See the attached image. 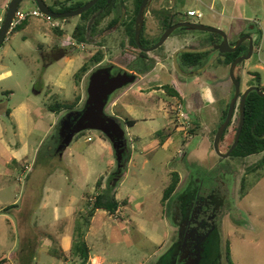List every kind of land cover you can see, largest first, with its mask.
<instances>
[{
    "label": "rangeland",
    "instance_id": "1",
    "mask_svg": "<svg viewBox=\"0 0 264 264\" xmlns=\"http://www.w3.org/2000/svg\"><path fill=\"white\" fill-rule=\"evenodd\" d=\"M9 1L0 0V26L7 8L4 4ZM124 1L116 9L118 16L124 14L123 18L126 10H133V0ZM165 1L162 5L152 0L147 5L143 39L162 29L160 14L168 6H176L180 17L191 20L195 18L186 15L187 10L201 11L199 22L225 31L229 43L239 39L240 32L252 30L249 24L253 21V37L258 38L259 51L237 66L235 74L239 77L240 92L250 83L264 87V0ZM45 2L50 5L51 0ZM206 3L211 4L210 8ZM36 7L32 0H21L18 11L29 12ZM110 18H105L95 31L90 30V20L85 41L79 43L72 38L78 16L47 21L28 15L22 27L9 31L0 46V259L5 258L0 264L78 263L73 257L66 263L64 255L57 254L58 232L75 237L76 221L77 238L84 237L90 257H100L98 264H151L170 243L175 229L167 201H161L172 171L180 176L173 199L181 193L188 175L196 176L200 171L203 179L218 176L229 187L238 163L242 164L235 176L236 183L244 169L262 156L258 153L245 158L223 157L215 152L210 138L219 123L213 108L216 105L198 106V87L191 79L176 88L182 97V110L189 116L182 124L178 123L181 117L176 121L174 111H170L169 118L164 114L162 102L176 107V99L169 100L158 92L137 97L139 92L130 83L111 94L105 112L122 122L129 154L124 172L117 179L116 151L111 140L99 130L80 132L62 152L56 149V129L61 118L70 112L67 109L83 106L89 76L97 67V63H90L77 83L74 74L82 63L88 62L103 45L102 66L113 65L114 73L132 64V56L124 52L129 50L124 26L115 23L108 28ZM57 28L64 33L56 34ZM210 36L207 31L177 28L161 46L145 52L152 58L149 80L168 83L169 75L156 73V63L167 64L173 75L181 73L176 65L180 51L187 50L193 40L203 42L201 49H208L210 45L204 40ZM66 47L68 54L58 58ZM229 66L227 57L212 47L196 69L199 75L203 73L201 78L213 81L215 93L223 97L224 104L230 101L234 88ZM77 95L81 101L76 104ZM126 101L132 104V112L125 110ZM56 102L61 109L50 110L48 106ZM237 115L238 104L233 122ZM123 118L136 122L129 126ZM191 129L196 134L191 136ZM258 172L246 176V193H238L236 188L232 192L240 212L238 223L227 220L223 227V264H228L225 241L233 264H264V169ZM108 187L115 191L120 205L114 213L97 209L90 218L86 213L95 195ZM66 206L72 207L74 213H65Z\"/></svg>",
    "mask_w": 264,
    "mask_h": 264
},
{
    "label": "flooded vegetation",
    "instance_id": "2",
    "mask_svg": "<svg viewBox=\"0 0 264 264\" xmlns=\"http://www.w3.org/2000/svg\"><path fill=\"white\" fill-rule=\"evenodd\" d=\"M82 1L83 2L85 1L84 3H86L89 0H82ZM110 1H107V2H110ZM150 1L152 0H149V2ZM156 1H158L159 3H162V5H164V3L166 2L165 0H156ZM168 1L171 2V0H168ZM119 2L123 3L125 1L116 0L115 8L113 12L111 13V15L107 16V17L111 16L110 20L108 21V28L112 27L115 23H120V24L122 23L124 26V32L126 34V24L129 21L130 14L133 12V10L130 12H127L126 10L125 18H123L124 14H121L120 16H118L116 14V9H117V4ZM167 8L168 10H166V12H162L160 14V25L162 26L163 31L164 29H166L164 27L165 19H171V21L173 22L172 24L180 22V21H184V20L197 21V20H191L187 18L186 16L180 17V14L176 11V6H174V8L168 6ZM133 9H134V0H133ZM113 13L115 17L112 16ZM144 14H145V10H144ZM95 15H93L92 17H94ZM113 19H116V22L110 23ZM91 20L93 21V18ZM197 22H199V20ZM143 27H144V18H143V25H142L140 36H139L140 44H136V46L133 44L131 45L128 40L129 50L125 49L124 51L128 53L130 56H132V64L130 65L129 68H122V69L118 68V71L113 73V69L115 68L113 67V65L102 66L101 65L102 61H100L97 63V67L92 70L91 74L97 70H100L101 79L104 81L103 84L107 83V74L109 77L126 74L127 76H132L133 79L130 82H126L125 84H123L122 87L129 83L133 85V87L135 86L134 88H136L139 92L137 97L149 96L155 92H158L160 93V95L162 94L165 95L169 100L170 98L176 99L177 101L176 107H174L173 105L170 106L171 104L170 102H164V101L162 102L164 106L163 109H165L164 114L166 118H169L171 116L170 111L171 110L174 111V116H175L176 121L181 117L178 123L182 124L184 119L189 118V116L187 115V113H185V111L182 110V104H181L182 97L176 88H179V85L182 84L183 81L185 82L186 80V76L184 75V72L182 73V70L186 67H194V66H185L179 60V63L176 65H179L181 73L173 75V73L170 72L169 66L167 64L159 62L163 66L162 68H159V71H157L156 73L163 72L164 74L169 75L170 80L168 81V83H160L161 82L160 80L150 81L149 80V75H150L149 70H151L152 68V61H151L152 58H150V56L145 53L146 52L145 48L151 47L155 42H157L159 38L154 41L152 40L153 36L150 37L149 39H143V37L141 36ZM249 27L252 30L255 29L254 24H251V25L249 24ZM252 30L250 31L248 30L243 34H249L252 36L253 45H254L253 52H255V48L257 45L256 44L257 38L253 37ZM134 31H135V22H134ZM134 36H135V33H134ZM258 36H259V33H257V37ZM141 39L143 40L142 41L143 44H141ZM235 41L230 42V44L234 43ZM204 42H207L209 45L212 44L213 45L212 47L215 48L221 42V37L213 41L210 40V42L208 40H205ZM242 43H245L248 48L247 40L243 41ZM205 50L206 49H200V50L189 49V50H182L180 51V53L183 51H205ZM180 53H179V56H180ZM179 56H178V59H179ZM198 66L199 65H196L195 68L197 69ZM172 78L175 79L176 86L175 84H173V82H171ZM89 81H90V76L88 79L87 87L89 86ZM248 86H251V85H248ZM133 87H129L127 89L130 90L131 88L133 89ZM169 87H172L176 90L175 95H170L168 93ZM261 89L264 90L263 87H261ZM145 90H148V91L145 92ZM233 91H234V88H233ZM242 93L243 92H240L238 101L236 102V105H235V109H236L237 104H238V115L236 116V120H235L236 128H237V123L239 120V101L241 99ZM86 94H87V89H86ZM126 94L127 93H125V91L122 93L123 96H125ZM134 95L135 93L132 94V97ZM133 101H138V99H134ZM228 104H229V101L227 104H224L222 106L220 110V114H218L219 123H218L217 128L219 127V125L221 124V122L223 121L225 117V116H222V114H223V110L225 107H227L228 109ZM166 107L168 108L167 110H166ZM235 109H234L233 115L235 113ZM233 115L231 117L229 124L224 130L222 136L220 137V140L218 143V148L221 153H226L234 141V135H235L236 129L234 132H232V128L235 122V121L233 122L232 120ZM122 120H124V118ZM117 121L122 123L118 119V117H117ZM68 125H69V122L68 120H65V119L62 120L59 124L58 130H57L58 138H56V143H57L56 149L58 150H61V146H62V137L59 136L60 131L64 130ZM217 128L212 133V138H210V143H212V146H213V139H214ZM194 134L196 133H191V136ZM124 140H125V144H123L119 150L121 154L123 153V156H126L128 150H127L126 139L124 138ZM233 150L228 154V156H234V157H240V158L247 157V156L242 157L239 155H234L232 154ZM228 156H223V157H228ZM259 159L257 161H259ZM257 161H255L254 163H252L251 165L247 166L244 169V174H242L238 183H236L235 176L239 169V165L242 164L241 162L238 163V166H236L234 170L233 182L229 187L226 186L224 181L220 179L218 176L208 177V178L203 179L199 175V174H202L200 173V171H199V174H197L196 176L188 175L189 177L187 176L186 180H184V183H186V185L182 189L181 193L174 196V198L172 199V196L175 192L174 191L171 197L166 202L170 221L175 226L172 240L166 246L163 257L160 258L159 260L156 258L151 264H223L222 262L223 255H224L223 254V244L224 243H222L223 242L222 234H223V229H224L223 227L225 226V223L227 220H229L233 224L238 223V220H239V212H240L239 204H238V201L235 200V197L232 196V192L233 190H235V188L237 189L238 193L241 192L242 183L246 184V180H247L246 176L250 173H253L249 171L248 168L250 166H254L257 163ZM226 243L227 241H225V244Z\"/></svg>",
    "mask_w": 264,
    "mask_h": 264
},
{
    "label": "water",
    "instance_id": "3",
    "mask_svg": "<svg viewBox=\"0 0 264 264\" xmlns=\"http://www.w3.org/2000/svg\"><path fill=\"white\" fill-rule=\"evenodd\" d=\"M21 0H10L7 4L6 12L3 18V22L0 26V46L3 43L7 33L10 31L11 22L15 16V13L18 10V4ZM37 8L44 14L50 15L52 18L64 19L70 18L74 16H79L90 7H92L98 0H89L79 8L73 10H67L63 12H57L52 10L45 0H34ZM110 1V0H107ZM149 0H142L139 6L136 18H135V41L137 44H140L139 36L140 31L143 25L144 18V10L148 5ZM196 20V19H195ZM189 28L197 31H207L211 33H216L221 36V42L216 46V49L221 53L233 52L235 51L243 41H248V50L246 53L240 54L237 56L229 66V77L233 83L234 91L230 98L228 109L226 115L216 130L214 139H213V147L215 151L221 156H228V154L236 147L239 136L242 130L244 115H245V101L246 97L250 91H255L258 95L264 97V90L259 88L256 85L248 86L241 95V99L239 101V120L237 123L236 132L234 135V141L228 151L226 153H221L218 148V143L220 137L222 136L224 130L229 124L231 117L233 115L236 102L238 101L240 94V81L236 78L235 68L241 62L245 60H249V58L253 54L254 45L253 38L249 34H242L239 39H237L233 44H230L227 38V34L225 31L218 27L210 26L203 24L197 21H180L174 23L164 29L161 36L157 40V43L149 48H145L146 51H151L159 46H161L164 41L177 29V28ZM143 49V48H142ZM106 77V76H105ZM100 70L93 72L90 75L89 86L87 87V98L85 100L84 106L81 109L73 110L66 113L62 120H68L69 125L60 131V135L62 137V146L60 152H62L72 141L74 136L85 130H99L102 132L107 138H109L113 144V147L116 151L117 157V165L118 167L122 165L123 167L126 164V156H123V153H120V148L123 144H125V132L121 126V123L117 121V117L112 115H107L105 113V106L107 105L110 95L118 88L122 87L126 82H130L133 77L125 75H117L113 77H109L107 74V83L103 84L104 81L101 79ZM61 120V121H62ZM60 121V122H61ZM60 124V123H59ZM122 162V163H121ZM122 167V173L124 169ZM164 255V251L157 257L159 260Z\"/></svg>",
    "mask_w": 264,
    "mask_h": 264
},
{
    "label": "trees",
    "instance_id": "4",
    "mask_svg": "<svg viewBox=\"0 0 264 264\" xmlns=\"http://www.w3.org/2000/svg\"><path fill=\"white\" fill-rule=\"evenodd\" d=\"M32 1L34 2V4H36L34 0ZM141 1L142 0H134V9H133V12L130 14L129 21L126 24V34L129 38V42L131 45L133 44L135 46L137 42L135 41V38H134V22H135V17L138 12ZM84 2L82 0H51V3L49 6L50 8H52L53 10L57 12H63V11L79 8L81 5L84 4ZM115 2L116 0H111L110 2H107L106 0H99L96 4H94L88 10L80 14L78 16L79 22L75 25V27L72 30V38L79 43L85 41V35L87 32L88 23L90 22V20L93 18V21L90 24V29L95 31L96 28L102 23V21L107 16L111 15V13L113 12L115 8ZM93 15L95 16L92 17ZM68 19L69 18H64V19L62 18V20H68ZM25 22H26V19L20 22L19 24H16L15 26L11 28L10 32H14L17 29H19L20 27H22V25ZM115 22H116V19H113L110 23H115ZM172 23L173 22L171 21V19H165L164 27L167 28ZM55 31H56L55 33L58 35H62L64 33L60 28H57ZM210 37H211V40L213 41V40H216L217 38L219 39L221 36L216 33H211ZM142 41L143 40L141 39V44H143ZM256 44H258V38H257ZM247 49L248 48L246 44L242 43L235 51L226 52L222 54L227 57V61L230 64L232 60H234L240 54L245 53ZM67 54H68V47L62 48V52H60V55L58 56V58L63 55H67ZM207 55H208V50L183 51L180 53L179 60L185 66H196V65H199L200 62ZM103 56H104L103 50L101 48L97 49L90 56L88 62L82 63V65L75 72L74 74L75 81L79 83L84 72H86L89 69V66H90L89 64L98 63L102 61ZM242 63L243 61H241L237 66L241 65ZM236 78L239 80L238 76H236ZM251 84L253 83H250L249 85ZM168 93L170 95H175L176 90L172 87H169ZM80 101H81V96L77 95L75 97V103L77 104ZM48 108L52 111H56V110L61 109V104L56 102L54 104H50ZM72 108L71 109L69 108L67 110L68 111L78 110V109H72ZM226 111H227V107L224 108L222 116H225ZM123 121L127 123L129 126H132L136 122V120L131 119V118H126ZM58 127H59V124L56 130H58ZM235 129H236V123L233 125L232 132H234ZM193 130L194 129H191L190 133H192ZM56 138H58V136H56ZM258 153H262V156L259 159V161H257V163L254 166H250L248 168L249 171L253 173H257V174L259 173L258 171L260 169H264V97L258 95L255 91H251L248 94L246 101H245L244 122H243L242 130L239 136L238 144L236 145L232 154L243 157V156H249V155L258 154ZM128 160H129V154L127 151L126 161ZM122 167H123L122 165L117 167V170L114 173L115 179H117L121 174H123ZM123 169H125V166L123 167ZM170 176H171L170 181L163 190V194L161 197L162 202H166L171 197V195L177 188V185L180 181V176L177 171H172ZM97 185L100 186L99 181L97 182ZM245 186H246L245 183H242L241 194L246 193ZM119 205L120 203L115 196V191H112L111 187L110 188L108 187V189L104 190L103 192H99L95 195L94 200L91 202V206L89 207L86 214L91 218L94 214V211L97 209H103V210L108 211L109 213H114ZM78 223H79L78 221L75 222V226H74L75 233H73L75 237H73V240L71 243L70 254L75 257H78L81 260V262L85 264L89 258L91 250L87 246V243L84 237L81 236V239H78L76 236ZM229 257H230V249H229V244L227 242L225 246V258L228 264H233L232 262H230ZM0 261H5V258L0 259Z\"/></svg>",
    "mask_w": 264,
    "mask_h": 264
},
{
    "label": "crops",
    "instance_id": "5",
    "mask_svg": "<svg viewBox=\"0 0 264 264\" xmlns=\"http://www.w3.org/2000/svg\"><path fill=\"white\" fill-rule=\"evenodd\" d=\"M213 1V0H212ZM212 1H209L212 3ZM207 6H209L210 8V5L211 4H205ZM4 6L7 7L6 3L4 4ZM190 10V9H189ZM194 10V9H192ZM188 11V10H187ZM252 24H254V22L252 21ZM208 25V24H207ZM162 27V26H161ZM185 29H188L190 30L189 28H185ZM191 30H194V29H191ZM197 31V30H195ZM258 31V30H257ZM163 30L160 29V31L156 34H153L152 36V40H156L158 39L161 34H162ZM246 31H243V32H240L238 37L240 35H242L243 33H245ZM205 40H208L210 42L211 40V37H206ZM204 40V41H205ZM235 41V40H234ZM165 42V41H164ZM202 42L198 41V40H193L192 42H190L186 47H188L187 50L189 49H195V50H200L201 49V46H202ZM212 44H210L209 47H207L208 49L212 48ZM206 49V50H208ZM216 49V47H215ZM157 65H159V68H162V64L157 62L156 63ZM184 72V75L186 76V80L187 79H191V81H195L197 87H198V93H199V100L197 101V104L198 106L201 108V107H204V108H207L209 106H214L216 105L214 108L215 110V116L218 117V114H220V110L222 108V106L224 105V102H223V97L221 95H217L215 93V90L213 88V81H211L210 79L206 78H201L199 75V71L196 70L195 66L194 67H186L182 70V73ZM173 84H175L176 86V81L174 78H172V81ZM128 91V90H127ZM127 93V92H125ZM113 103H116V102H113ZM125 110L127 111H131L132 112V104H130L128 101L125 102V104L123 105ZM193 121H197L198 119L197 118H193L192 119ZM194 126H196L195 124H193ZM197 127V126H196ZM165 142V141H164ZM163 144V143H162ZM164 145V144H163ZM15 161H17V159H14ZM55 210H57V206L54 205L53 207ZM65 210V213H67L68 215H71L73 214V208L72 207H69V206H66L64 208ZM73 236L70 235V233L68 232H63V231H60L58 232V243H59V248H58V252L57 254L59 256H62L64 255L65 257V262L67 263L68 259L70 258H76L78 260V263L76 264H83L81 262V260L78 258V257H75V256H70L69 253H70V247H71V243H72V238ZM48 252H52L51 249H48ZM90 255H89V258L87 260V262L85 264H98L99 261H100V257L95 255L93 258H91ZM93 261V262H92ZM50 264H53V263H50Z\"/></svg>",
    "mask_w": 264,
    "mask_h": 264
},
{
    "label": "built area",
    "instance_id": "6",
    "mask_svg": "<svg viewBox=\"0 0 264 264\" xmlns=\"http://www.w3.org/2000/svg\"><path fill=\"white\" fill-rule=\"evenodd\" d=\"M28 15L31 16H41L43 17L45 20L47 21H51L53 18L50 15H46L44 13H42L37 7L29 12H22V11H18L15 13V16L11 22V27L10 29L15 26L16 24H19L20 22H22L23 20H25L27 18ZM186 15L190 16V17H194L197 21L203 16V13L199 10H188L186 12ZM72 46H74V43H71ZM255 51H259V47L255 48ZM264 89V87H263ZM91 137H87V140H90Z\"/></svg>",
    "mask_w": 264,
    "mask_h": 264
}]
</instances>
